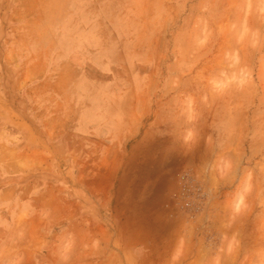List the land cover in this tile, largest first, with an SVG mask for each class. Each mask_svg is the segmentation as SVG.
<instances>
[{"label": "rangeland", "instance_id": "374dc122", "mask_svg": "<svg viewBox=\"0 0 264 264\" xmlns=\"http://www.w3.org/2000/svg\"><path fill=\"white\" fill-rule=\"evenodd\" d=\"M94 42L150 108L90 149L43 76ZM0 264H264V0H0Z\"/></svg>", "mask_w": 264, "mask_h": 264}, {"label": "crops", "instance_id": "0c3cea01", "mask_svg": "<svg viewBox=\"0 0 264 264\" xmlns=\"http://www.w3.org/2000/svg\"><path fill=\"white\" fill-rule=\"evenodd\" d=\"M22 2L23 0H18L20 5ZM98 45L97 42L83 44L74 53L69 51L55 55L43 76L46 78L52 73L54 77L61 78L65 68L74 72L78 80L77 86L71 85L70 92L64 89L54 90L53 120L56 123L58 119L67 118V127L71 132L69 141L82 137L92 144L90 149L102 147L103 144L130 142L150 108L135 106L134 99L122 100L132 93V87L119 84L113 87V83H117V77L114 76L112 86H108L110 66L101 64L96 67L92 64L103 62L105 58L108 62L110 59L94 49ZM88 64L92 66L89 67Z\"/></svg>", "mask_w": 264, "mask_h": 264}]
</instances>
